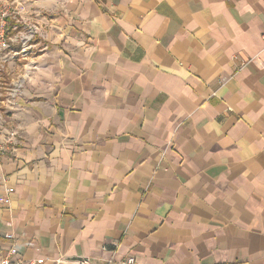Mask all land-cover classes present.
<instances>
[{"label":"crops","instance_id":"1","mask_svg":"<svg viewBox=\"0 0 264 264\" xmlns=\"http://www.w3.org/2000/svg\"><path fill=\"white\" fill-rule=\"evenodd\" d=\"M21 3L0 259L264 264V0Z\"/></svg>","mask_w":264,"mask_h":264},{"label":"built area","instance_id":"2","mask_svg":"<svg viewBox=\"0 0 264 264\" xmlns=\"http://www.w3.org/2000/svg\"><path fill=\"white\" fill-rule=\"evenodd\" d=\"M9 13H3L1 17V22H0V47L2 49H8L11 44L12 37L17 36V35H12L10 34L9 30V25L6 21V18L8 17ZM29 32H26L25 34L23 33L21 36H18L19 40L22 41L24 45H27V42L32 40L34 36V31L28 30ZM264 38V35H263ZM20 52H13V56L19 55ZM19 89L20 86L16 85L12 90H10V95L14 98L16 94H19ZM12 101V99H11ZM3 123V118L2 114H0V125ZM5 141H3L0 137V161L3 158V156L6 154V146H5ZM13 188H9L8 192L11 193L13 192ZM6 203L10 202V198L7 197L4 200ZM7 238H13L12 234H7ZM14 251H11L8 255L0 259V264H23L20 259H16L13 257ZM135 262L134 258H129L127 260V264H133ZM55 264H69L66 260L63 258H59L55 261ZM71 264H92L91 260L88 258H79L71 262Z\"/></svg>","mask_w":264,"mask_h":264},{"label":"rangeland","instance_id":"3","mask_svg":"<svg viewBox=\"0 0 264 264\" xmlns=\"http://www.w3.org/2000/svg\"><path fill=\"white\" fill-rule=\"evenodd\" d=\"M23 0H0V16H2L3 13H9L8 16H11L12 13H16L20 8H23V3L17 4L18 2H21ZM1 22V17H0ZM20 42L18 36L12 37L10 47L8 49H2L0 47V72H4L5 70V64L8 61V59H11V49L16 48L14 45ZM14 88V85L12 84V87L8 88L12 90ZM9 90V91H10Z\"/></svg>","mask_w":264,"mask_h":264}]
</instances>
